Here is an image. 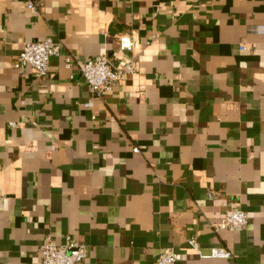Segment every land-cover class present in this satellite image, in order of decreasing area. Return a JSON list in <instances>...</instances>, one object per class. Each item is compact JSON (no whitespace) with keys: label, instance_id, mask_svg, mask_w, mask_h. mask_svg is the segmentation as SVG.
<instances>
[{"label":"crops","instance_id":"0c3cea01","mask_svg":"<svg viewBox=\"0 0 264 264\" xmlns=\"http://www.w3.org/2000/svg\"><path fill=\"white\" fill-rule=\"evenodd\" d=\"M260 27L264 0H0V264H42L49 235L85 243L82 264L168 248L177 264H264ZM47 38L62 44L48 74L17 69ZM101 54L137 71L87 107L81 67ZM237 207L246 229L211 226Z\"/></svg>","mask_w":264,"mask_h":264},{"label":"built area","instance_id":"2783aa9c","mask_svg":"<svg viewBox=\"0 0 264 264\" xmlns=\"http://www.w3.org/2000/svg\"><path fill=\"white\" fill-rule=\"evenodd\" d=\"M44 0H27V7L37 12ZM264 32V27H260ZM62 44L52 38L26 42L20 50L15 66L20 71L25 67L32 66L37 71L38 76H45L51 68V59L60 55ZM133 46L132 38L124 34L120 37V47L131 49ZM75 59L71 54L65 56V66L72 68ZM137 71V62L134 58H129L126 62L114 63L107 54L88 57L82 67L81 73L88 84L92 98L85 102L87 107H92L94 99L103 97L112 92L117 83L125 76L133 75ZM14 126V123H12ZM138 151V148H135ZM213 198V191L209 192ZM249 224V215L246 210L237 207L225 212L219 223H211L214 229H228L231 231H243ZM188 243L196 247L199 246L194 237ZM42 252V264H82L88 256L87 245L71 235L66 237V241L59 243L51 235L45 237L40 244ZM207 257L230 258L231 251L225 247L215 246ZM182 253L174 249H165L154 261V264H177L182 259Z\"/></svg>","mask_w":264,"mask_h":264}]
</instances>
